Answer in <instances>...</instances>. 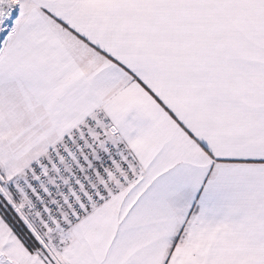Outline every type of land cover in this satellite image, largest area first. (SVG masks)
Returning a JSON list of instances; mask_svg holds the SVG:
<instances>
[{
    "label": "snow or ice",
    "instance_id": "6c2138e0",
    "mask_svg": "<svg viewBox=\"0 0 264 264\" xmlns=\"http://www.w3.org/2000/svg\"><path fill=\"white\" fill-rule=\"evenodd\" d=\"M0 264H264V0H0Z\"/></svg>",
    "mask_w": 264,
    "mask_h": 264
}]
</instances>
